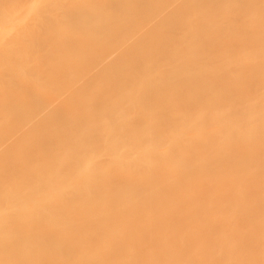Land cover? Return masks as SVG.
<instances>
[{"label": "bare ground", "instance_id": "bare-ground-1", "mask_svg": "<svg viewBox=\"0 0 264 264\" xmlns=\"http://www.w3.org/2000/svg\"><path fill=\"white\" fill-rule=\"evenodd\" d=\"M97 1L98 0H96V2ZM128 1L124 0L123 2L127 3ZM131 1L132 0H130V2ZM148 1L151 2L152 0ZM148 1L147 3H149ZM155 1L156 4H158L157 2L159 1ZM155 1L153 3H155ZM227 1L228 0H226V2ZM245 1L247 2V0ZM117 2L121 5L119 0H111V3L113 5L115 4L118 9L117 10L114 8L115 6L112 5L115 9L114 10L112 8L114 10V14L118 13L121 9L118 8ZM123 2L122 7H124ZM211 2L213 1L211 0ZM222 2L223 4L226 3L225 0L221 1V3H217L215 1L211 4L204 3L197 9V12L192 8L194 10L195 18H191L190 16L192 20H189L190 18L188 20L191 21L189 25L192 24L195 27H190L189 31H185L183 27H180V24V26L177 24L179 26L178 28L181 29H179L180 34L179 31L178 34H176V30L174 32H176V37L180 35L179 38H172L174 34L173 36L169 35L171 38L168 37V39H171L169 40L171 44H167L169 42L166 40H162L163 42L161 43L159 41V44L161 45L159 46L160 48H158L157 41L156 43L153 42L154 40L151 41L152 39L150 37L149 40H147L148 38L145 35L144 36L146 38L143 36V40H145V42L149 41L147 44L141 45L138 43L137 38V43L134 42L135 40H132L133 34L132 37L131 33L129 34L130 31L127 33L126 31L124 32L127 34H124L125 36L129 35V37H131L128 46L127 43H124V45L127 46L124 48V45L121 42H123L122 39H125V37L124 35L123 38L121 37L123 33L121 34L120 31L124 29L125 26L122 27L120 31V28L118 29L119 34H121L120 36L117 35V30L114 29L116 33L115 35V33H113V29H109L113 31V34L109 33L107 36H110V34L112 36H118V38L114 36L116 39L114 38L115 42L113 41V48V43H110L112 36L105 37V34L103 33L101 36L99 33L101 30H99V35L101 37H105L103 38L107 50L111 47V51L109 50L110 53L107 50V52L105 51V56L107 57L108 54L111 55L112 52L117 50L116 53H112L113 56L111 55L114 61L109 58L110 55L108 58L105 57V60H103L102 56V58H100L99 54H97L98 56L96 55L97 57L95 55L91 56L90 58L92 61L99 58L97 59L99 60L97 63L100 62V64L97 66H102L101 68H106L104 65H107L108 63L109 65H107V68L110 69L108 70L109 74L108 72H104L103 77H97L96 79L93 78L96 81L92 79L86 81L85 79L86 82H80L77 80L78 77H76L77 79L74 78L72 80V78L67 76L69 78L67 79V69L68 67L71 69V67L73 65H77V63L79 66L81 65L80 67H82V64H79L81 63L80 59L82 57H87L89 53H78L77 51V58L74 56L77 62L73 60L74 64L72 62L70 65L68 60L70 58L74 59L70 56L69 59L67 58V63L70 66L68 64L66 66V61H64L65 58L64 60L62 58L64 50H60V47L62 46L61 44L58 48L62 54L58 50L56 51L59 52L58 54L56 52L54 53L52 50L54 48H52L51 52L54 54L49 53V55L45 56L41 49L44 47L46 48V46H52V42H54L56 38L58 39L56 43H54L57 44L59 37H61L60 39L65 37L69 38L70 40H67V38L62 40H67L66 43L69 41L68 43L70 46H73L77 41L75 43L76 46L78 45V41L84 36L81 42L89 40L88 43L90 44L91 35L88 34L87 36V33L84 34L85 30L89 31V29H86V25H82L85 30H82L81 33V24L79 25L78 22L82 20L83 22L88 20L98 21L97 19L99 16L96 17L97 19L93 17L96 10L93 11L92 15L87 12L92 9V6L93 9L100 8H96L95 6H100L102 3L104 4V1H101V4L98 3L100 5H97L95 4V0H0V24L5 22V24L7 23V25L10 26L17 21L21 22L22 19L26 21L28 20L26 24L24 22L25 26H20L21 28L17 27L14 29L12 27L11 29L14 30V32L16 31L15 36H13L14 32L12 36L15 37L16 40L21 41H18L19 43L16 42V40L13 41V37V40L11 39V41H7H10L12 45L5 43L6 41L4 42L3 40L7 39L6 36L10 33V31L7 33L6 31L10 30L11 27L5 25L6 27L4 26L0 28V36L1 34H3V36L4 33L6 34L4 39H2L3 36H1V42L4 43L3 45L7 44L5 47L0 45L3 48L2 49L0 47V50H3L1 52H4V48L6 49L9 46L12 48H9V50L11 49L12 51H7V55L11 53L10 55L12 56L15 53V56L20 54V57H22L25 56L24 54L30 53L27 54L30 57L26 59H32L27 61L31 62L32 60H35L34 63H36L37 66H33L32 64L34 63H32L31 66L33 69L29 72L28 68L31 66L29 63H26L29 64V67L26 68L27 66H24V68L27 69L26 71H28L30 76L27 74L21 75V70V73H19L20 71H16L19 75L15 72V74L10 72L12 75H9L12 77L10 79L8 78L9 76H6V72L9 70H5L3 68L8 57L2 56L3 54L1 55V57L6 59L3 60L2 58V60H0V106L5 104V108H3V105V107H0V124H2L0 125V264H63L64 259L68 261L69 255L72 251H74L73 256L75 258L72 256L74 260H72V258L71 260L72 262H75L71 263L69 258L68 263H76V255H80L84 256L89 264L92 262L91 260H93V264H100L105 257L100 256L101 247L99 250L97 246H93L95 243H98L99 240L107 241L104 246H109L112 249V254L110 256L113 255L116 259L112 260L113 264H118V261L120 262L122 258L121 256L118 257L120 254L123 256L125 253H128L130 255V259H132L131 257L136 254V250L134 251L135 254L132 252L133 254L131 255V252H127L128 250L131 251L130 248L125 246L128 248L125 252L123 247H120L119 245L113 246L111 242H109V238H113L116 241L125 244L130 243L134 239H144L145 237L143 236L147 237V234L151 235V237L153 235L155 236V233H158L159 231L155 229L160 228L161 223H163L162 225L165 227L166 224L164 223H169L168 218H170L173 223L177 222L179 225L181 221H184V224L187 223V227L189 224L191 225H189L190 227L194 224L195 226L193 227H196L202 232L199 235H191L192 237L188 239L184 249L186 257L182 261H177L178 264L205 263V259L203 261L196 260V263H192L195 262V258L197 259L195 255H199L198 248L202 245H206L204 244L205 242H207L208 249H206L207 247L205 246L203 247H205L206 251L208 250L210 252L207 255V260L209 261L212 259L215 260L214 262H219L217 261L218 254L220 255L223 253V258H225L226 262L229 264H264V233L254 235L255 239H245L244 241L249 240V242H244V245L239 247L237 246L236 248H232L233 244L230 245L227 243L228 246H231L229 248L232 249L225 248V246H227L226 244L217 245L216 243L212 244L210 242L211 240L208 241L210 236L216 232L225 230V227H227L228 224L231 225L232 223V225L237 224L241 227L260 226L264 229V73H262V70H264V10H260V13L257 12L259 13L257 15V13H254L258 11L256 10L257 8H254L255 6L253 7L254 4L249 5L251 0L249 3L247 2L248 5L244 2V0V4H242L243 2L241 1V5H243L242 9H240L242 10L241 12L247 10L251 13L250 16L249 12H247L248 22H252L253 19H256V17L259 20L254 21L260 22L257 28L251 25V28L255 29L247 31L245 27L249 24H243V20L246 16L245 18L243 17L244 19L237 18L235 17V14L232 13L233 11H231L233 15L230 16L232 19L229 20L232 21L222 20L223 18L227 19V17L221 18V16H219L222 15L219 12L221 11V8L219 9V7L216 6L217 4L222 5ZM109 3L110 2H107V4ZM105 4L102 5L101 8L106 6L107 10H109L110 5L107 7V4ZM159 4L163 5L161 2H159ZM226 4L229 5L228 2ZM132 5L133 4L131 3V7H133ZM228 5H222V8L224 6L227 7ZM256 6L258 5L256 4ZM101 8L100 10H102ZM127 8L129 9L130 7ZM112 9L110 10L112 11ZM189 9H191V7ZM253 9L256 11H253ZM105 10L106 9H104V12L102 11L104 13H102L103 15H105V12L107 11ZM99 12L100 11H98V13ZM239 12H237V14L241 15ZM109 13L113 14V12ZM124 13L113 15L117 16L119 20L120 17L118 15ZM130 13L131 12L129 11L127 14L128 18ZM133 13L135 14V12ZM87 14L91 15V17L89 15L87 16ZM111 14L109 16L112 17L108 18L109 20L107 19V21H110V19L115 20L116 17L114 18ZM85 15L86 17H84ZM81 16H83L84 19ZM252 16H254V18ZM105 17H108V15ZM121 17L123 16L121 15ZM124 17L126 16L124 15ZM180 17L181 16H177L178 19ZM250 17L251 19L253 18L252 21H250ZM100 18V20L103 21L102 15H100ZM120 19V21H122V18ZM174 20H176V18ZM195 20L196 23L193 24ZM96 21H94V23L92 21L91 23H93V26L90 24L91 26L88 25V27L90 26V29L98 28L99 25H97ZM180 21L178 22L180 23ZM104 22L105 21H103V23L99 22V24L101 23L99 28L104 25ZM111 22L112 21L108 24ZM183 22L181 23L182 25ZM186 22L188 21L186 20ZM73 23H75V25H73ZM70 24L72 26H70ZM112 24L109 26L112 27ZM185 26L186 25H184V27ZM71 27H73L75 31ZM115 27L116 26L113 28ZM247 28L249 30L248 26ZM134 29H136V26ZM163 31L166 30L164 29ZM202 31L204 32L202 33ZM37 32H40L41 34ZM137 32L139 34V31ZM168 32L171 34L169 30ZM35 33L36 36H34ZM80 33L82 35H80ZM38 34L40 36H37ZM99 35L96 36L99 37ZM96 36L94 35L93 37V39L95 38V41L98 40ZM33 37H35L34 41L37 42L32 41ZM37 37H39L38 40H36ZM119 37L122 39H119ZM139 37L141 36L139 35ZM128 38L126 37V40ZM26 39H29L31 43L26 42L29 43L28 45H26L25 42L23 43L22 40ZM173 39L175 47L173 46ZM62 40L59 41V43L62 42ZM139 40H141V38ZM70 41H72V43H70ZM22 43L25 44V46H23ZM176 43H180V48L176 46ZM129 44L132 45V49L129 47ZM148 44L152 45V47L148 46ZM163 44L165 47H163ZM165 44L173 46H170L171 48L168 52L170 54H167V45ZM70 46H67L69 50H71ZM62 47L64 48V45ZM160 49H163L164 52H161L162 50ZM46 50L47 49H45V51ZM119 50L122 55L118 52ZM220 50H222V54L219 52ZM25 51L27 53H25ZM39 51L43 55L38 53ZM122 51H124V55ZM172 51H175V53ZM171 52L174 55L173 57ZM21 54L23 55L21 56ZM59 54H61V56ZM117 54H120L118 58H116ZM166 54L168 56H165ZM14 55L12 56L13 58H15ZM126 57H128L127 59L130 61L129 63L132 64L125 63L128 61L126 60ZM130 58L136 59L134 60L136 62ZM107 59H109V61ZM12 60L10 61L14 63ZM100 60L105 61V64ZM110 60L112 64L110 63ZM94 61L93 63L95 64L96 61ZM8 63L9 62L5 65L8 66ZM127 64L128 66L125 67ZM62 65L66 67H63ZM131 65L134 67H131ZM76 67L73 66V69ZM59 68L60 70H63L61 68H64V70L67 68L65 74L66 79H63L67 84H69V87L76 85V91L72 90V95H70L69 92L68 94L66 93L67 96L70 95L68 98L73 96V98H71L76 100H74L75 105H72L74 104L72 99V101L68 99L71 104L68 102L69 106L66 107L67 99L61 98L64 103L60 104V106L62 108L65 107L66 110H70L69 113L71 116L74 117L75 115L74 118L71 117V122H75L80 117L83 119V122L79 121V125L78 121H76L77 126L79 125L81 128H75V126L72 127V123L70 125H66L72 127V129L69 127L72 132L71 130H65L66 126L63 124V132L65 130V133L67 134L62 133L61 135H52L53 133H51L49 134L51 136H47V133L44 132L47 128L44 127V130L42 126H40L42 123L36 122V120L39 121L37 118L43 119L46 116L44 118L46 120L44 121H52L50 119L51 116L49 117V120L48 114H44L43 112L39 113L38 111V109L40 112L46 109L45 107L47 105L44 103V99H46L45 96L48 97L47 95L49 94H46V88H48V85H52V82L58 83L53 85L54 88L57 87V90L50 86V89H52V91H50L53 94L49 95V101L55 97L59 98L60 96H58V93L61 95L60 92L64 89V86L68 89V85L62 81V76L64 77L63 73L62 76L59 77L62 80H59L58 77L56 78L58 75L53 74L52 72V75H50L51 73L48 72L54 70L55 73L57 72L56 69L59 70ZM46 69V74L50 73L49 75L52 77L49 78L47 76L46 81H44V78L46 77ZM10 70H13V68ZM33 70H36V72ZM37 70L42 72L37 73ZM26 71L24 69L23 72ZM70 71H72V69ZM156 71L160 73H154L157 75H153V72ZM164 71H167L164 73L165 75H161V72ZM43 72L44 74H42ZM234 72L238 74L235 75ZM3 74H5V76ZM8 74L9 73L7 72V75ZM33 74L35 76L39 75L43 79H38L39 76L35 78ZM2 75L6 80L2 78ZM53 75H55V77ZM29 77H31V79L33 77V80L30 79V82L27 80L26 83V79H29ZM101 78L102 80H100ZM7 79L10 80L7 81ZM34 79H38V81H40L38 82ZM70 79L72 85L71 82H67ZM57 80H59V82ZM60 81L63 82H61L62 85L60 84ZM47 82H50L51 84ZM94 83L96 84L94 85ZM63 84L65 85L63 86ZM39 86L41 88L44 86L45 88L43 87V89H41ZM97 86L100 90H102L100 91ZM32 87L40 90H38V92H40L39 95L38 93H34L33 95L31 94L33 91L37 92V89L34 90ZM93 87L94 89L97 88L98 91L96 89L95 91ZM42 90L45 95L41 92ZM69 91H71V89ZM99 91L100 93H98ZM65 92L63 93L65 94ZM88 92L91 94L85 95L90 100H92L96 95L98 96L95 97V101L93 100L96 105L92 106V108H94H91L92 110L90 108V110L86 109V107L89 106L82 107L85 101H90H88V99L85 100L86 97L83 94ZM166 92H170L171 94H165ZM29 93L32 96L36 94L34 97L36 98L37 96L36 100L40 96L41 99L36 101L32 97L35 100L34 102L30 97L31 95L29 96ZM41 93L43 94L40 95ZM55 94L56 96H53ZM73 94L81 96H74ZM92 94H94V96ZM119 94L121 98L120 96L119 98H116ZM163 94L167 96L172 95V97L163 96ZM153 95L158 97L154 98ZM26 96L29 98L27 99ZM149 98H151L152 101V98H154V102L151 100L149 101ZM25 99L28 100V102L30 100L32 101L28 103ZM42 100L44 101L42 102ZM169 100H173V102H170ZM167 101L171 104H175L168 106L169 103H167ZM147 102L149 104H147ZM26 103L31 107L33 106V109L28 105L26 106ZM35 103L38 106L41 103L40 108L37 107ZM52 103L53 101L51 100V104ZM76 103L79 105L81 104V106H76ZM42 104L44 106H42ZM51 104L49 103V107L52 108L50 110L51 113L55 111V108L57 110L53 112L54 115L52 116H54V118L57 117L60 120L59 121L55 118L54 120L56 121L54 126L55 124L61 126V119L62 117L68 115V110H61L62 108L59 105L58 107H60V109H57V107L52 104L53 108ZM73 106H75L74 109ZM41 107L45 109L42 110ZM77 108H80V110H76ZM134 110H138L139 115L137 114V117L135 116L134 118L133 116V118H130L129 115L132 114ZM37 111L40 115L37 114ZM74 111H77L80 117L77 116L78 114L76 112L75 113L77 115L75 113L72 115L71 112ZM78 111H84L85 113L82 112L81 116V112ZM105 113L107 119H104ZM83 114L85 118L83 117ZM37 115L39 117H37ZM101 117L105 121H103V119L101 120ZM67 118H63V121H66ZM44 121L41 120V122H43V126H45ZM35 123H37V126H35ZM76 123H73V125H76ZM82 123H84V126H82ZM51 124L53 125V123ZM148 124L151 127L154 126L152 131L144 128L147 127ZM26 126L30 130L27 129ZM60 126L59 129L61 127L63 128V126ZM85 126H87V128ZM35 127L37 131H35ZM37 127H40L41 129H38ZM113 127L115 129L117 128V131H115ZM62 128L60 131H58V128L56 129L59 134ZM106 128L108 130L109 128L113 129L109 132L111 134H107L109 136L113 135V137L110 136L111 138L109 137L108 140L103 138L105 137L104 135L107 131ZM85 129L87 130L85 131ZM103 129L106 130L103 131ZM27 130H29V132ZM32 130H34V133L31 132ZM40 130H42V132ZM46 131L50 130L47 129ZM35 132H37V135L40 132V136L36 135L37 139L35 136V138H33L34 140H31V137L33 134L35 135ZM113 132L116 133L114 134ZM29 133L32 135H29ZM41 133H44L45 136ZM54 133H56L55 129ZM10 135H14L13 139L16 138V140L13 141ZM26 136L30 138V141L26 140ZM8 137H10L12 141L10 140L8 142L7 140L10 139ZM57 163L61 165L58 166L59 164ZM64 163L71 164L63 166ZM106 163L125 164L121 169L107 172L108 169H105V171L103 170ZM34 180L43 184H40V187L36 186L39 190L34 187V184L37 182H33ZM32 185L36 190H33L35 191L34 193L31 190ZM92 185L95 186L93 190H90ZM110 189L113 191L104 193L106 190ZM41 191L42 193L45 191L44 196L48 197L50 204L44 205L43 202L46 201V199L43 200V202L41 201V203L39 200H42V198L39 200H37L38 198H35V195ZM31 192L33 194L36 193L34 195L35 199L31 196ZM17 193H21V197L19 196V199L17 197L19 194ZM141 193H143V195ZM94 195L98 196L95 197L98 200L96 203L91 201L92 196L94 197ZM82 197L84 198V201H82ZM87 197L90 199H87ZM79 199L82 202H77ZM85 200L93 203L87 202L89 204L88 205ZM168 200H172L174 202L176 201L177 203L174 205ZM168 202L174 205L173 207L176 209L179 208L178 212L173 208L175 212L173 211L172 215H175L172 217H169L170 212L169 214H164V207L170 206V204H167ZM101 203L103 204V208L97 209V206L95 207V205H98L99 207ZM163 204H165L164 207ZM10 208L11 212L8 213ZM157 208L159 210L158 212L156 210ZM99 213H102L100 214V217H98ZM161 213H163V216L165 215L164 217H167L168 215V220L164 217V219L160 218L159 215H161ZM214 213L218 214L217 218H220V220H217L218 223L217 221L215 222V225L217 224L216 226H214V224L208 226L209 222L206 223V221H209L208 219H210ZM74 215L75 217L81 216L83 220L80 218V221H72L71 219ZM149 215L153 216L150 217ZM139 216L142 218L147 216V218L145 217L146 219H140ZM21 218H25V220ZM19 220L20 222L22 220L25 221L24 224L23 222L18 224ZM136 220L139 221L137 222ZM146 220L150 222L146 223ZM99 221L102 223V226L101 224H98ZM21 224L25 226H21ZM167 225V228L170 227L169 224ZM174 228H176V226ZM56 230H63L62 233H64L65 236L61 237V233L59 235L55 234L54 232ZM103 232H105V234ZM114 232L120 233L115 237H110ZM77 236L79 238H77ZM66 237L68 238L66 239ZM74 237L77 238V241H75L76 238L74 240ZM161 237V240H165L163 239L165 235ZM71 241H73L72 243L76 242V247L79 248V250L77 248V251H84H81L82 253L78 252V254H75L76 248L75 250L72 249L74 246H72ZM166 241L167 238L165 242ZM165 242L163 245L166 244ZM101 245H103V243ZM166 245V248L169 247L170 249L172 247L168 246V243ZM218 246L223 247L221 249L225 248V251L216 253L219 249ZM160 247L161 246L158 245L157 248ZM90 248L92 250L94 248L93 252H91L92 250ZM60 249H62V252L59 251ZM202 249L205 251L204 248ZM86 250L91 252L92 255H89L90 253L88 252L85 253ZM97 250H99V254ZM164 250L162 249L161 251H168L167 249L165 251ZM196 250L198 252L197 254H195ZM84 254H88L89 257H85ZM128 254L126 256H128ZM257 254L259 255L257 256ZM126 256L123 260L125 258H129ZM34 257H38V260H35ZM135 257H133L134 260ZM158 257L161 258L160 256ZM81 258L83 260H79V264H83L82 261H85L83 257ZM151 259H153V257ZM126 260L127 259H125V261ZM134 260L132 259L129 264H135ZM219 260L221 264L225 263L224 260V262L222 259ZM137 261L138 260L136 259V262ZM155 261H159L161 263V260L159 259ZM65 263L68 264L67 262ZM137 263L151 264L148 261H143V258L141 262L138 261ZM104 264H106L105 261ZM172 264L177 263L175 261Z\"/></svg>", "mask_w": 264, "mask_h": 264}, {"label": "rangeland", "instance_id": "rangeland-1", "mask_svg": "<svg viewBox=\"0 0 264 264\" xmlns=\"http://www.w3.org/2000/svg\"><path fill=\"white\" fill-rule=\"evenodd\" d=\"M101 1H104V4H105V2H106V4H107V2H110L109 4H107V7H109V5H110V9L113 8V7H112V5H113L112 3H113V2L111 3V0H110V1H108V0H107V1H106V0H101ZM101 1L98 0V1L96 2V0H95V4L100 5V4H101ZM117 1H118V0H117ZM121 1H122V0H119V2H121ZM123 1H124V0H123ZM123 1H122V2H123ZM127 1H128V0H127ZM145 1H146V2H145ZM147 1H148V0H137V1L132 0V1L130 2V0H129L127 3L125 2L126 4L123 2V3H124V5H123L124 7H122V2H121V5H119L118 2H117V4H118V8H121V9H122V10H121V9L119 10L120 13H124V12H126V13H124V14H121L123 17H121V15H118L120 18H122V21H120V20H121L120 18H119V20H118V17H117V16H114V15H116V14H120L119 11H118V13H115V14H114V10H115L114 8H116V5H115L116 2H115V1H114L115 4L113 5V6H115V7L113 8L114 10L112 9V11H111L110 9L107 10L106 6H104V8H103V7L101 8V6L104 5L103 3H102L100 6H95L96 8H97V7H100L102 10H100V8H97V9L94 8V9H93V6H92V9H90L88 12H87V10H86V12H87V13H90V14L92 15L93 11L96 10V11L94 12V16H93V17H94L95 19H97L96 17L99 16V18H98L97 20H98L99 22H101V23H103V21H105V22H104V25H102V26L99 28V26L101 25V23L99 24L98 21H96V20H92L93 23H94V21H96V22H97V25H99L98 28H93V27H92L94 30H93V29H90V28H91L90 26L93 24V23H91V22H92L91 20H88V21H86V22H83V20H82V21H79V22H78L79 25L81 24V25H80L81 33H82V30H83V31L85 30V28H83L85 25H86V29L88 28L89 31L91 30L90 32H89L88 30H85V32H84V34L87 33V34H86L87 36H88V34L91 35V37H90L91 43H90V44L88 43L89 40L86 41V42H81V40H83L84 36H83V38H81V39L79 40V41H80V44H79V41H78V43H77L78 45H76V46H75V43H76L77 41H76V42L74 41V42H75L74 45H73V46H72V45L70 46L69 43H68L69 41L66 43V41H67L69 38L65 37V38H67V40H62V39H65V38L60 39L61 37H59V40H58V43H57V44H55V43H56V41H57L58 38L55 39V41H54L55 43L52 42V46H46V48L44 47L45 49H47L46 51H45L44 48L41 49V50H42V52L44 53V55L46 56V55H49V53L54 54L57 50L59 51V48H58V47H59L60 44H61L62 46L64 45V48H65V45H66V48H67V46H68V47L70 46V47H71V50H69V48H67V49L65 48V49H64L62 46H61L62 48L60 47V50H61V51L64 50V52H63L64 57H63V55H62V58H63V60H64V58H65L64 61H66V63H65L66 66H67V64H68L69 62H70V63H69L70 65H71L72 62H73V64H74V61H73V60H75V62H77L74 56H76V58H77V55H78L79 52H80V53H85V54L89 53V55H88L87 57H82V58H81L82 55L80 54V55H81V56H80V58H81V59H80V60H81V63H79V64H82V67H80L81 65L79 66L78 63H77V65H73V66H75V67L78 66V67H76V68L73 69V66H72V67H71L72 71H70L71 69H69V67H68V69L66 68V69H67V75H66V77L68 76L69 78H72V80H73L74 78L77 79L76 77H78L77 80H79L80 82H81V81H85V79H86V81H89L90 79L94 80L93 78L96 79L97 77H99V78H100L101 76L103 77V76H104V72H108V70H110V69L107 68V67H108L107 65H109V64L107 63V65H106V64H105V61L100 60V61L104 62V64H105L104 66H106L107 69L104 68V67L101 68L102 66H101V67L97 66L98 64H100V62L97 63V61H99V60H97V59H99V58H97V59L95 58V59H96V60H95L96 63L94 64V63H93L94 60L92 61V59H91L90 57L93 56V55L96 56L97 54L100 55V58L103 57V60H105L106 58L109 57L110 54H108L107 57L105 56V54H106L107 51L110 53V51H111V50H110L111 47H110V49L107 50L106 44H105V42H104V38L107 36V34L109 35V33H112V32L114 31V29L117 30L116 33H118V34H117L118 36H120V35L123 33L122 36H121L122 38H123V35H124V34H126L127 32L130 31L129 34L131 33V37H132V34H133L132 40L134 39V40H135L134 42H136V43H137V41H138V43H140L141 45H145V44H147V42H149V41L145 42V40H143L145 36L148 38L147 40H149V37H150V38L152 39V40L150 39L151 41L154 40L153 42H155V43H156V41L158 42L157 45H158V48H160L159 46H161V45L159 44V41H160V43L163 42L164 40H166V41L169 42V40H171V39H170V38H171L170 36H173V34H174V36H173L172 38H176V39L179 38L180 35H179L178 37H176V36H177L176 34H178V31H179V29H180V28H178V27H179L180 25H181L180 27H183L185 31H189V30H190V27H192V28L195 27V26L192 25V24L189 25V23H191V21H189V20H192V19H191L192 17L195 18L194 10H193V9H195L196 12H197V9H198L202 4H204V3H205V4H207V3H208V4H211V3H214V1L217 2V3H218V2L221 3V1H223V0H218V1H217V0H212L213 2H211V0H210V1H209V0H158V1L161 2L163 5L159 4V2H157L158 4H156V1H155V0H152V1L150 0L152 3L149 2V1H148L149 3H147ZM154 1H155V3H153ZM167 1H169V2H167ZM208 1H209V2H208ZM241 1L243 2V0H240V1H239V0H236V1H235V0H228V1H227V2L229 3V5H228V4H226L227 2H226V0H225L226 3L223 4V2H222V5H225V6L228 5L229 7H228V6H227V7L224 6V7H225V8L223 7L224 10H223V8H222V5L219 4V5H220V6H219V5L217 4L216 6H218L219 9L221 8V11H222V12L219 11V12L222 14V15H219V16H221V18H223V17H227V19H226V18H223V19H222L223 21H228L229 19H232L230 16H232L233 14H235V17H237V18H243V17L245 18V16H246L245 19L243 18L244 20H243V19H240V20H243V21L245 22V23L243 22L244 25H245L246 23L249 24V25H246V27L244 26V27L247 29V31H250V29L253 30V29L257 28L258 25L260 24V22H256V21H258L259 19H258V18L256 17V15L254 14L255 17H256V19H253L254 16H252V17H253V18H252L253 21H252V19H251V17H250L251 20H250V19H249V20L252 21V22L249 23L248 20H247V19H248V18H247V17H248L247 12H249V15H250L251 13H250V11H247V10L241 12L242 10H240V9H242V6H243V5H241V3H242ZM249 1H250V0H247L248 3H249ZM244 2H246V1L244 0ZM244 2H243L242 4H244ZM247 2H246V4H247ZM251 2H253V3H251ZM251 2L249 3V5L254 4L253 7L255 6L254 8H257L256 10H258V11H256V10L253 9V11H256V12H254V13H257V12L260 13V10H264V1H263V0H261V1H260V0H259V1H258V0H256V1H255V0H251ZM257 2H258V3L260 2V3L258 4ZM262 2H263V4H262ZM98 3H100V4H98ZM131 3L133 4V5H132L133 7H131ZM95 4H93V5H95ZM106 4H105V5H106ZM256 4H257L258 6H260V7L256 6ZM152 5H153V6H152ZM159 5H161V6H159ZM237 5H238V6H237ZM247 5H248V4H247ZM119 6H120V7H119ZM144 6H145V7H144ZM244 6H245V5H244ZM127 7H130V8H129L130 10H129ZM162 7H163V8H162ZM190 7H191V9H189ZM253 7H252V8H253ZM181 8H182V10H181ZM192 8H193V9H192ZM235 8H236V9H235ZM85 9H86V8H85ZM104 9L107 10V11L105 10V11H106V12H105V15H103V14H104V13H103V12H104ZM116 9H117V8H116ZM132 9H133V10H132ZM186 9H188V10H186ZM97 10L100 11L101 13L99 12V13H100V14H99ZM117 10H118V9H117ZM179 10H180V11H179ZM234 10H235V13H234ZM236 10H237V11H236ZM90 11H91V12H90ZM102 11H103V12H102ZM108 11H109V12H113L114 15L111 14V13H109ZM129 11L132 13V14L130 13V14L128 15L130 19L127 17V14L129 13ZM138 11H139V13H138ZM176 11H177V12H176ZM178 11H179V12H178ZM231 11H233V12H232L233 14L231 13ZM239 11H240V12H239ZM133 12H135V14H134ZM136 12H137L138 14H137ZM165 12H166V13H165ZM185 12H187V13H185ZM237 12L241 13V15H243V16H241L240 14H237ZM245 12H246V13H245ZM251 12H252V11H251ZM263 12H264V11H263ZM96 13L99 14V15H97ZM102 13H103V14H102ZM168 13H169V14H168ZM259 13H257V15H258ZM95 14H96V16H95ZM110 14L113 15L114 18H115V17L117 18V19L115 18V20H114V19H112V20L110 19V21H112L113 24H112V22H111L110 24H108L110 21H107L108 18H111V17H112V16H111V17L109 16ZM148 14H150V15H148ZM167 14H168V15H167ZM252 14H253V13H252ZM88 15H89V14H87V16H88ZM91 15H89V16L91 17ZM100 15H102V19H103V21L100 20V19H101V18H100ZM107 15H108V17H105V16H107ZM124 15H125L126 17H124ZM142 15H143V16H142ZM147 15H148V17H147ZM184 15H185V16H184ZM237 15H240L241 17H240V16H237ZM149 16H150V17H149ZM177 16H181V17L178 19ZM183 16H184V17H183ZM186 16H187V17H186ZM190 16H191V18H190ZM250 16H251V15H250ZM81 17H83V16H81ZM84 17H86V15H85ZM84 17H83V19H84ZM90 17H89V18H90ZM139 17H140V18H139ZM182 17H183V18H182ZM196 17H197V14H196ZM89 18H88V19H89ZM125 18H126V20H125ZM171 18H174V19L176 18V20L171 19ZM189 18H190V19H189ZM221 18H219V19H221ZM233 18H234V17H233ZM139 19H140V20H139ZM148 19H149V20H148ZM188 19H189V20H188ZM235 19H236V18H235ZM80 20H81V19H80ZM86 20H87V19H86ZM108 20H109V19H108ZM128 20H130V21H128ZM145 20H146V21H145ZM177 20H178V21L181 20L180 23H179ZM186 20H187L188 22H186ZM245 20H247V21H245ZM254 20H256V21H254ZM27 21H28V20H27ZM27 21L22 19L21 22H20V21H17V22H16L17 24H16V23L12 24L13 26H12V25L9 26V25H7V23L5 24V22H3V23L1 22L2 24H0V28H1V27H4L5 25L11 27L10 30H8V29H9V28H8V29H7L8 31H6V33L9 32V31H10V33H11V34L8 33V36H6L7 39H4V36L6 35L5 33H4V36H3V34H1V36H3L2 39H4L3 41H4V42L6 41L5 43H9V44H11L10 41H11L12 37L15 36V32H16V31L14 32V30H11L12 27H13V29H14V28H17V27H18V28H21L22 26H25V24H26ZM106 21H107V22H106ZM114 21H115V22H114ZM118 21H120V22H118ZM144 21H145V22H144ZM183 21H185V22L188 23V24H186V23L183 22ZM229 21H232V20H229ZM19 22H20V23H19ZM24 22H25V24H24ZM81 22H82L83 24H82ZM89 22H90V23H89ZM182 22H183V25L181 24ZM192 22H193V21H192ZM254 22H255V23H254ZM87 23H89V24H87ZM105 23H107V24H105ZM134 23H135V24H134ZM184 23H185V24H184ZM195 23H196V20H195V22H193V24H195ZM241 23H242V22H241ZM251 23H252V24H251ZM253 23H254V24H253ZM256 23H257V24H256ZM21 24H22V25H21ZM90 24H91V25H90ZM111 24H112V27H110ZM125 24H126V25H125ZM127 24H128V25H127ZM177 24H178V25L180 24V25L178 26ZM243 24H242V26H243ZM73 25H75V23H73ZM82 25H84V26L82 27ZM88 25H90V26L88 27ZM109 25H110V26H109ZM184 25H186V26L184 27ZM188 25H189V27H188ZM251 25H252L253 27H255V28H251ZM255 25H256V26H255ZM6 26H5V27H6ZM20 26H21V27H20ZM70 26H72V25L70 24ZM92 26H93V25H92ZM114 26H116V27L113 28ZM124 26H125V27H124ZM135 26H136V29H134ZM163 26H166V27H163ZM247 26L249 27V30H248ZM76 27H77V25H76ZM94 27H97V26H94ZM122 27H124V29H122ZM71 28L74 30L75 26H74V28H73V27H71ZM71 28H70V30H71ZM110 28H111V30L113 29V31L109 30ZM119 28H120V29H119ZM127 28H128V30H127ZM163 28H164L166 31H163V30H164ZM171 28H172V29H171ZM245 28H244V29H245ZM75 29H76V28H75ZM95 29H96V30H95ZM97 29H98V30H97ZM118 29H119V31L122 29V30L120 31L121 34H119ZM129 29H130V30H129ZM170 29H171V30H170ZM78 30H79V29H78ZM99 30H101V31H99ZM168 30L171 32V34H169ZM175 30H176L177 33L174 32ZM180 30H181V29H180ZM74 31H75V30H74ZM92 31H94V32H92ZM96 31H97V32H96ZM98 31H99L100 35H101L102 33L105 34V35H104L105 37H104V36H103L104 38L101 37L102 35L100 36L99 33H98ZM125 31H126V33H124ZM134 31H135V32H134ZM137 31H139V34H138ZM13 32H14V35H13ZM76 32H77V30H76ZM79 32H80V31H79ZM141 32H142V33H141ZM203 32H204V31H202V33H203ZM37 33H40V32H37ZM42 33H43V32H42ZM81 33H80V35H82ZM113 33H115V31H114ZM113 33H112V34H113ZM116 33H115V35H116ZM143 33H145V34H143ZM175 33H176V34H175ZM9 34H10V35H9ZM40 34H41V33H40ZM84 34H83V35H84ZM179 34H180V31H179ZM12 35H13V36H12ZM33 35H34V34H33ZM86 35H85V36H86ZM90 35H89V36H90ZM94 35H95V36H96V35H99V37H101V38H99L98 36H96V37L98 38V40L95 41V40H94L95 38L93 39ZM115 35H114V36H115ZM126 35H127V34H126ZM139 35H140L141 37H139ZM144 35H145V36H144ZM167 35H168V36H167ZM169 35H170V36H169ZM1 36H0V38H1ZM9 36H10V37H9ZM34 36H36V33H35ZM37 36H40V35L38 34ZM110 36H112V35L110 34ZM110 36H107V37H110ZM114 36H112L111 40H112V39H113V40H112V41L110 40V43H113V41L115 42L114 38H115L116 36H115V37H114ZM118 36H117L116 38H118ZM143 36H144V37H143ZM152 36H153V37H152ZM181 36H182V32H181ZM184 36H185V35H184ZM8 37H9V39H8ZM62 37H63V36H62ZM121 37H119V39H120ZM124 37H125V39H122V38H121V39L123 40V42H121V41H120V42L123 43V45H124V43H125V44L127 43V46H128V43H129L131 37H129V35H128V36H125V35H124ZM126 37H127V38L129 37V38L127 39L128 41L126 40ZM146 37H145V38H146ZM166 37H167V38H166ZM168 37H170V38L168 39ZM31 38H32V37H31ZM31 38H29V39L32 40ZM34 38H35V37H33V40H32V41H34ZM38 38H39V37H37L36 40H38ZM86 38H88V37H86ZM116 38H115V39H116ZM136 38H137V41H136ZM140 38H141V40H139ZM13 39H14V40H13ZM13 39H12L13 41L16 40L15 37H13ZM29 39L22 40V41H23V43H24V42H25V43H26V42L31 43V41H30ZM119 39H117V40H119ZM176 39H175V40H176ZM8 40H10V41L7 42ZM61 40H62V42L59 43V41H61ZM69 40H70V39H69ZM85 40H86V39H85ZM85 40H84V41H85ZM117 40H116V41H117ZM162 40H163V41H162ZM1 41H2V40L0 39V45H2L3 47L7 46V44H6V45H3L4 43L1 42ZM13 41H12V43H13ZM18 41H19V40H16V42H18ZM64 41H65V43H64ZM72 41H73V40H72ZM72 41H70V43H72ZM102 41H103L104 43H103ZM19 42H21V41H19ZM19 42H18V43H19ZM34 42H37V41H34ZM117 42H118V41H117ZM132 42H133V41H132ZM132 42H131V44H132ZM178 42H179V41H178ZM23 43H22V45L25 46V44H23ZM29 43H26V45H28ZM166 43H167V42H166ZM20 44H21V43H20ZM67 44H68V45H67ZM118 44H119V43H118ZM131 44H129V45H130L129 47H131V49H132V45H131ZM167 44H171V43L169 42V43H167ZM167 44H165V45H167ZM11 45H12V44H11ZM11 45H10V46H11ZM56 45H57V46H56ZM113 45H114V43L112 44V47L114 48ZM138 45H139V44H138ZM152 45H153V43H152ZM152 45H149V44H148V46H151V47H152ZM157 45H156V46H157ZM53 46H55L56 49H55V47H53ZM74 46H75V47H74ZM127 46L124 45V48L127 47ZM134 46H135V45H134ZM170 46H171V45H167V46H166L167 54H170V53H168V52L170 51L169 49H170L171 47H173V46L175 47L174 39H173V46H171V47H170ZM176 46L179 47V46H180V43H176ZM0 47H1V46H0ZM26 47H27V46H26ZM48 47H49V48H48ZM72 47H74V48H72ZM120 47H121V45H120ZM145 47H146V46H145ZM163 47H165L164 44H163ZM177 47H176V48H177ZM1 48H2V47H1ZM1 48H0V49H1ZM7 48H8V49H7ZM7 48H6L7 50L4 48V50H5L4 52H1V51H3V50H0V52H1V53H0V57H1L2 54H3L2 56H4V57H8L7 59H6V58H3V57H1V59H0V60H2V58H3V60L6 59V61H5V64H6V65H7V62H9V63H8V66H6V65L4 64V67H3L5 70H9V71H7L9 74L7 75V72H6V76L11 75L10 72H12L13 74H15L16 71H18V72L20 71L19 73H21V70H22V73H23V74L21 73V75H25V74H27L28 76H30L29 73H28V71L30 72V71L33 69V67L31 66V64L34 63V61H35V60H34V61L32 60L31 62H28V61H27V60H31V59H32V58H30V59H26V58L30 57L29 55H27V54H30V53H27V52H26L27 50H26L25 53H27V54H24L25 56H22L23 54H21L22 57H20V54H19V53H18V54H19L18 56H15L16 54L14 53V54H15V55H14V54L12 53V54L14 55V57H15V58H13V57H12L13 55H12V56L10 55L11 53H9L8 55L6 54L7 51L9 52L12 48L9 47V46H8ZM9 48H11V49L9 50ZM19 48H20V47H19ZM23 48H24V47H23ZM23 48H22V49H23ZM52 48H54L55 50L52 49ZM57 48H58V49H57ZM116 48H118V47H116ZM122 48H123V47H122ZM149 48H150V47H149ZM179 48H180V47H179ZM2 49H3V48H2ZM22 49H20V50L23 51ZM51 49L53 50L54 53L51 52V51H52ZM74 49H75V50H74ZM120 49H121V48H120ZM131 49H130V50H131ZM163 49H164V48H163ZM163 49H160V50H162L161 52H164ZM20 50H18V51H20ZM48 50H49L50 52H49ZM73 50H74V51H73ZM106 50H107V51H106ZM109 50H110V51H109ZM126 50H127V49H126ZM166 50H165V51H166ZM244 50H245V49H244ZM11 51H12V50H11ZM18 51H17V52H18ZM61 51H59V52H61ZM75 51H76V52H75ZM77 51H78V53H77ZM105 51H106V52H105ZM116 51H117V50H116ZM116 51H114V52L116 53ZM13 52H14V51H13ZM17 52H16V53H17ZM28 52H29V51H28ZM59 52H56V53L58 54ZM74 52H75V55H74ZM114 52H112V53H114ZM118 52H120V50H119ZM118 52H117V53H118ZM122 52H123V55H124V51H122ZM172 52L175 53V51H172ZM172 52H171V53H172ZM219 52H221V54L223 53L222 50H220ZM241 52H244V51H241ZM21 53H22V52H21ZM23 53H24V52H23ZM38 53L41 54L40 51H39ZM72 53H73V54H72ZM104 53H105V54H104ZM112 53H111V55L113 56ZM120 53H121V52H120ZM126 53H127V52H126ZM126 53H125V54H126ZM165 53H166V52H165ZM173 53L171 54L172 57L174 56ZM5 54H6V55H5ZM51 54H50V55H51ZM61 54H62V52H61ZM61 54H59V55L61 56ZM76 54H77V55H76ZM103 54H104V55H103ZM127 54H128V53H127ZM167 54H166L165 56H168ZM41 55H43V54H41ZM111 55H110L109 58H111L112 61H114V60H113V57H112ZM119 55H120V54H117V57H116V58H118ZM121 55H122V53H121ZM171 55H170V56H171ZM31 56H32V55H31ZM70 56L73 57L74 59H72V58L69 59ZM84 56H85V55H84ZM97 56H98V55H97ZM97 56H96V57H97ZM101 56H102V57H101ZM114 56H115V55H114ZM125 56H127V55H125ZM9 57H11V58H9ZM105 57H106V58H105ZM12 58H13V60H12ZM67 58L69 59V60H68V63H67ZM104 58H105V59H104ZM114 58H115V57H114ZM127 58H128V57H126V60H128ZM170 58H171V57H170ZM71 59H72V60H71ZM78 59H79V56H78ZM93 59H94V58H93ZM130 59H131V58H130ZM132 59H133V61L136 60V59H134V58H132ZM132 59H131V60H132ZM167 59H169V58H167ZM8 60H9V61H8ZM10 60L14 61V63L11 62ZM70 60H71V61H70ZM107 60L109 61V59H107ZM107 60H106V62H107ZM25 61H26V62H25ZM95 61H94V62H95ZM116 61H117V60H116ZM116 61H115V62H116ZM137 61H138V60H137ZM139 61H140V60H139ZM2 62H3V61H2ZM79 62H80V61H79ZM102 62H101V65H102ZM117 62H118V61H117ZM129 62H130V61L128 60V61H126L125 63L132 64V63H129ZM131 62H132V61H131ZM134 62H136V61H134ZM24 63H25V64H24ZM26 63H29L30 66H31L32 68L29 67V64H26ZM110 63H111V60H110ZM137 63H139V62H137ZM9 64H10L11 66H10ZM20 64H21V65H20ZM69 64H68V65H69ZM111 64H112V63H111ZM114 64H115V63H114ZM128 64H127L125 67H127ZM32 65H33V66L35 65V67H37V66H36V63H34V64H32ZM63 65H64V63H63ZM63 65H62V66H63ZM70 65H69V66H70ZM124 65H125V64H124ZM9 66H10V67H9ZM21 66H22V67H21ZM24 66H27L26 68L29 67V68H28L29 70L26 71L27 69L24 68ZM60 66H61V65H60ZM60 66H59V67H60ZM66 66H63V67H66ZM8 67H9V68H8ZM131 67H134V66L131 65ZM12 68H13V70H10V69H12ZM16 68H17V69H16ZM19 68H22V69H19ZM77 68H79V69H77ZM80 68H81V69H80ZM123 68H124V67H123ZM128 68H129V67H128ZM4 69H3V71H4ZM24 69H25L26 72H23ZM57 69H58V68H57ZM57 69H56L57 72H55V73H54V70H52V71H48V72H50V73L52 72L53 74L58 75V76H56V78L58 77L59 80L61 79V78H59V77H61V76H62V73H63V74H64V77L62 76V79H63V78L66 79V77H65L66 69L64 70V68H61V69H63L64 71H63V70H60V68H59L60 71L57 70ZM48 70H49V69H48ZM68 70H69V72H68ZM33 71L36 72V70H33ZM33 71H32V72H33ZM61 71H62V72H61ZM263 71H264V70H262V73H264ZM14 72H15V73H14ZM18 72L16 73L17 75H19ZM34 72H33V73H34ZM39 72H42V71H38V70H37V73H39ZM165 72H167V71L161 72V73H162L161 75H163ZM236 72H238V71H236ZM236 72H234L235 75L238 74V73L236 74ZM3 73H4V72H3ZM37 73H36V74H37ZM46 73H47V69H46V72H45L46 77L44 78V79H45L44 81H46L47 76H48L49 78L52 77V76H50V75H52V73H51V74H50V73L46 74ZM59 73H60V74H59ZM154 73H160V72H158V71L153 72V75H157V74H154ZM34 74H35V73H34ZM34 74H33V75H34ZM42 74H44V72H43ZM42 74H41V75H42ZM49 74H50V75H49ZM106 74H107V73H106ZM108 74H109V72H108ZM3 75L5 76V74H3ZM3 75H2V78L4 79L5 77H4ZM31 75H32V74H31ZM159 75H160V74H159ZM164 75H165V74H164ZM11 76H12V75H11ZM11 76H9L8 78L11 79V78H12ZM28 76H27V77H28ZM34 76H35V75H34ZM38 76H39V75H38ZM38 76H35V78H37ZM53 76L55 77V75H53ZM106 76H107V75H106ZM68 77H67V79H69ZM40 78H42V77L39 76L38 79H40ZM99 78H98V79H99ZM104 78H106V77H104ZM108 78H110V77H108ZM10 79H7V81L10 80ZM30 79H31V77H29V79L27 78V79H26V83H27V80H29V82H30ZM38 79H37V80L34 79V80H35V81H38ZM42 79H43V78H42ZM62 79H61V80H62ZM98 79H97V80H98ZM4 80H6V79H4ZM31 80H33V77H32ZM54 80H55V79H54ZM59 80H57V81L59 82ZM100 80H102V78H101ZM35 81H34V82H35ZM39 81H40V80H39ZM39 81H38V82H39ZM57 81H56V82H57ZM62 81L65 82L64 79H63ZM62 81H60V84H61ZM75 81H76V80H75ZM86 81H85V82H86ZM94 81H96V80H94ZM98 81H99V80H98ZM67 82L70 83V82H71V79H70L69 81H67ZM47 83H50V82H47ZM62 83H63V82H62ZM65 83H66V82H65ZM74 83H75V82H74ZM82 83H83V82H82ZM88 83H90V82H88ZM96 83H97V82H96ZM96 83H94V85H95ZM30 84H31V83H30ZM36 84H38V83H36ZM50 84H51V83H50ZM54 84L56 85V84H58V83H55V82L53 83V82H52V85H50V86L53 87ZM66 84H67V83H66ZM77 84H79V83H77ZM28 85H29V84H28ZM34 85H35V84H34ZM42 85H44V84H42ZM61 85H62V84H61ZM64 85H65V84H63V86H64ZM67 85H68V87H67L68 89H66V87L64 86V89H66V90L62 89L61 92H60L62 96L58 93V96H60L59 98H56V97H55V98H52V99H51V100L53 101L52 104H53L54 106H56L57 109H58V108L60 109V107H61L60 104L64 103V101H63L61 98H63V99L65 98V99H67V103H66L67 106H66V107L69 106V105H68V102L73 98V96H71L72 98H71V97L68 98V96L72 95V90H75L76 85H73L74 87H73V86H72V87H69V84H67ZM71 85H72V82H71ZM31 86H32V85H31ZM35 86H36V85H35ZM44 86H45V85H44ZM44 86H43V87H44ZM50 86L48 85V86H47L48 88H46V89H47L46 94L49 93V94L47 95L48 97L45 96V98H46V99H44L45 101L42 100V102L44 101V103H46V105H47V106L45 105V106H46V107H45L46 109L44 108V109H45V110H44V109L41 107V109L44 110V111H41V112H40L39 109H38V111H39V113H42V112H43L44 114H48V119H49V117L51 116L52 118L50 117V119H51L52 121H49V122L53 123V125H52L51 123H49L48 121H47L48 123H47L46 121H44V120H46V119H44L46 116H45V117L43 116V117H44L43 119H41V118H37L39 121L36 120V122L42 123V125H40V126H42L43 129H44V127H46L48 130H50V131H46L47 129H46V130L44 129V130H45L44 132L47 133V134L45 133L47 136H48L49 134H51V133H53L52 135H61L62 133H63V134H67V133H65V130H66V129H67V130H71L73 126H75V128H76V127H80V126H79V125H80V124H79V121L83 122V119L79 116V114L77 113V111L71 112L72 115H74L73 113L76 112L78 115H77L76 113H75V114L81 118V120H80V118H78V119L76 118L77 120L75 119L76 121H78V124H79V125L77 126V123H76L75 120H73V121H75V122H71V119H72L71 117H73V116L70 115V113H69L70 110L67 109V110H68V111H67V110L65 109V107H64V108L61 107V108H62L61 110H64V109H65V110L67 111L68 115H69V117H68V115H66V116H64V117L61 116V117H62V119H61L62 122H60L61 126H63V124H64V126H66V125H70V124L72 123V127H70V126H66L64 132H63L64 126H63V128H62L60 125L55 124V126H57V127H55V126H54V123H55L56 120H54V119L57 118V117L54 118V116H52V115H54L53 112H55V111H57V110H56V108H55V111H53L52 113H51V111H50L52 108L49 107V103L51 104V100L49 101V99H50V96H49V95H50V94H53V93H51L52 89H50ZM58 86H60V85H58ZM78 86H79V85H78ZM78 86H77V87H78ZM36 87H37V86H36ZM43 87L41 88V87L39 86V88H41V89H43ZM55 87H56V86H55ZM97 87H98V86H97ZM32 88L34 89V87H32ZM44 88H45V87H44ZM53 88H54V87H53ZM56 88H57V87H56ZM56 88H54V89L57 90ZM60 88H61V87H60ZM72 88H73V89H72ZM91 88H92V87H91ZM35 89H37V88H35ZM35 89H34V90H35ZM48 89H49V90H48ZM70 89H71V91H69ZM79 89H80V88H79ZM89 89H90V88H89ZM93 89H94V87H93ZM93 89H92V90H93ZM95 89H96L97 91H98V89L100 90L99 87H98V89H97V88H95ZM95 89H94V90H95ZM38 90H39V89L36 90L37 92L33 91V93H31V94L33 95L34 93H38V95H39L40 92H38ZM44 90H45V89H44ZM50 90H51V91H50ZM59 90H60V89H59ZM94 90H93V91H94ZM96 90H95V91H96ZM101 90H102V89H101ZM101 90H100V91H101ZM204 90H205V89H204ZM39 91H40V90H39ZM65 91H67V92H65ZM75 91H76V90H75ZM78 91H79V90H78ZM86 91H87V90H86ZM95 91H94V92H95ZM100 91H99L98 93H100ZM201 91H202V90H201ZM201 91H200V92H201ZM41 92H43V90H42ZM53 92H54V91H53ZM63 92H65V94H66V93L68 94V92H69L70 95L67 96V94H66V96H65V94H64ZM43 93H44V92H43ZM43 93H41L40 95H42ZM54 93H55V92H54ZM73 93H74V92H73ZM75 93H76V92H75ZM92 93H93V92H92ZM95 93H96V92H95ZM167 93L171 94L170 92H166L165 94H167ZM31 94L29 93V96H30ZM83 94H84V95H85V94H89V92H88V93H83ZM83 94H82V96H83ZM90 94H91V93H90ZM90 94H89V95H90ZM96 94H97V93H96ZM101 94H102V92H101ZM165 94H163V96H167V95H165ZM32 95H31L30 97H31V98L33 97V98H34L36 94H35L34 96H32ZM44 95H45V93H44ZM73 95H74V94H73ZM76 95H77V94H76ZM76 95H74V96H76ZM92 95L94 96V94H92ZM92 95H91V96H92ZM27 96H28V94H27ZM27 96H26V98H27ZM53 96H56V94L53 95ZM77 96H81V95H77ZM87 96H88V95H87ZM99 96H100V94H99ZM119 96H120V94L117 95L116 98H119ZM153 96H154V95H153ZM153 96H151V97H153ZM159 96H160V95H159ZM168 96H170V95H168ZM168 96H167V97H168ZM42 97H43V96H42ZM51 97H52V96H51ZM85 97H86V95H85ZM85 97H83V98H85ZM95 97H98V96L96 95ZM95 97H94L92 100H90V99H88V97H86L85 100L88 99V101H89V100H90V101H89V102H86V101H85V103H84V101H83L84 104L82 105V107H83V106H84V107L89 106V107H86V109H89V108L91 109L93 105H96V104L93 102V100L96 99ZM156 97H158V96H154V98H156ZM170 97H172V95H171ZM28 98H29V97H28ZM28 98H27V99H28ZM31 98H30V99H31ZM33 98H32V99H33ZM36 98H37V96H36ZM36 98H34V99L36 100ZM89 98H90V96H89ZM91 98H92V97H91ZM120 98H121V96H120ZM154 98H152L153 101L151 100V98H149V101L151 100L152 102H154ZM34 99H33V101L35 102ZM38 99L40 100V99H41V96H40ZM38 99H37V100H38ZM42 99H43V98H42ZM68 99H70V100H68ZM76 99H77V98H76ZM81 99H82V98H81ZM37 100H36V101H37ZM72 100H73V103H74V100H75V99H72ZM72 100H71V101H72ZM82 100H83V99H82ZM25 101L28 102V100H26V99H25ZM31 101H32V100H30L29 102H31ZM62 101H63V102H62ZM75 101H76V100H75ZM80 101H81V100H80ZM94 101H95V100H94ZM147 101H148V100H147ZM149 101H148V102H149ZM169 101H170V100H169ZM29 102H28V103H29ZM40 102H41V101H40ZM78 102H79V100H78ZM91 102H92V103H91ZM97 102H98V101H97ZM148 102H147V104H149ZM170 102H173V100H171ZM170 102L167 101V103H169L168 106L175 104V103L171 104ZM44 103H43V104H44ZM69 103H70V102H69ZM80 103H81V102H80ZM88 103H89V104H88ZM150 103H151V102H150ZM167 103H166V104H167ZM30 104H31V103H30ZM35 104H36V103H35ZM43 104H42V106H44ZM52 104H51V106H52ZM70 104H71V103H70ZM76 104H77V103H76ZM147 104H146V105H147ZM2 105L4 106L5 104H2ZM2 105H1V106H2ZM27 105H28V104L26 103V106H27ZM32 105H34V104H32ZM36 105H37V104H36ZM58 105H59L60 107H58ZM72 105H75V103L72 104ZM72 105H70V106H72ZM153 105H154V104H153ZM1 106H0V107H1ZM3 106H2V107H3ZM28 106H29V105H28ZM40 106H41V103L39 104V106L37 105V107H39V108H40ZM63 106H64V105H63ZM76 106L79 107V106H81V104H80V105L77 104ZM164 106H165V105H164ZM166 106H167V105H166ZM6 107H7V106H6ZM29 107H31V106H29ZM34 107H35V106H34ZM52 107H53V106H52ZM82 107H80V108H82ZM3 108H5V106H4ZM31 108L33 109V106H32ZM53 108H54V107H53ZM74 108H75V106H73V109H74ZM80 108H77L76 110H78V109L80 110ZM27 109H28V108H27ZM71 109H72V108H71ZM73 109H72V110H73ZM90 109H89V110H90ZM92 109H94V108H92ZM92 109H91V110H92ZM28 110H29V109H28ZM28 110H26V111H28ZM38 111H37V114H38ZM78 112H81V111H78ZM82 112H84V111H82ZM82 112H81V114H80L81 116H82ZM85 112H86V110H85ZM85 112H84V113H85ZM138 112H139L138 110H136V111L134 110L133 113L129 115V117H130V118H131V117L133 118V116H134V118H135V116L138 114ZM64 113H65V112H64ZM67 113H66V114H67ZM38 115H40V114H38ZM38 115H37V117H39ZM42 115H43V114H42ZM105 115H106V113L104 114V117H105L104 119H107ZM138 115H139V114H138ZM138 115H137V116H138ZM137 116H136V117H137ZM67 117H68V118H67ZM74 117H75V115H74ZM74 117H73V118H74ZM83 117H84V114H83ZM59 118H60V117H59ZM63 118H64V119L67 118V120H66V121H65V120L63 121ZM84 118H85V117H84ZM50 119H49V120H50ZM102 119H103V118L101 117V120H102ZM104 119H103V121H105ZM122 119H123V118H122ZM127 119H128V118H127ZM41 120L44 121L45 126H43V122H41ZM57 120H59V119L57 118ZM33 121H34V120H33ZM59 121H60V120H59ZM68 121H70V122H68ZM150 121H152V120H150ZM85 122H87V121H85ZM85 122H84V123H85ZM144 122H145V121H144ZM148 122H149V121H148ZM57 123H59V122H57ZM67 123H69V124H67ZM73 123H76V125H73ZM84 123H82V124H83L82 126H84ZM145 123H146V122H145ZM145 123H144V124H145ZM152 123H153V122H152ZM32 124H33V122H32ZM36 124H37V123H35V126H37ZM144 124H143V125H144ZM146 124H147V123H146ZM0 125H2V124H0ZM49 125H50V126H49ZM51 125H52V126H51ZM85 125H86V123H85ZM150 125H151V122H150ZM150 125L148 124V126H147V127H144V128H147L148 130L152 131V130L154 129V126L151 127ZM152 125H154V124H152ZM59 126L62 128L60 134H59V132H58V131H60V129H61V128L59 129ZM144 126H145V125H144ZM26 127H27V126H26ZM54 127H55V128H54ZM69 127H70L71 129H70ZM85 127L87 128V126H85ZM85 127H84V128H85ZM104 127H106V126H104ZM107 127H108V126H107ZM0 128H1V127H0ZM30 128H31V127H30ZM37 128H38V127H37ZM39 128H40V127H39ZM39 128H38V129H39ZM51 128H52V129H51ZM53 128L55 129V132L58 133V134L54 133V129H53ZM57 128H58V131L56 130ZM80 128H81V127H80ZM80 128H78V129H80ZM82 128H83V127H82ZM113 128H114V127H113ZM27 129H29V128L27 127ZM31 129H32V128H31ZM40 129H41V128H40ZM43 129H42V130H43ZM89 129H90V127H89ZM89 129H88V130H89ZM106 129H107V128H106ZM106 129H103V131L106 130ZM111 129H112V128H109V130L107 129V131H106V133H105V135H104L105 137H103V136H102V137L108 140L109 137H110L111 135L109 136V135H107V134H111V133H109V132H111V131L113 130V129H112V130H111ZM116 129H117V128H116ZM116 129L114 128L115 131H117ZM147 129H146V132H147ZM29 130H30V129H29ZM29 130H27V131L29 132ZM42 130H40V131L42 132ZM52 130H53V131H52ZM83 130H84V129H83ZM86 130H87V129H85V131H86ZM110 130H111V131H110ZM143 130H145V129H143ZM35 131H37V130H36V127H35ZM25 132H26V131H25ZM31 132L34 133V130H32ZM48 132H49V133H48ZM66 132H68V131H66ZM71 132H72V130H71ZM148 132H149V131H148ZM36 133H37V132H35V135H34V134L32 135L31 133H29V135H32V137H31L32 139H31V140H34L33 138H35V136L37 135ZM113 133H114V132H113ZM115 133H116V132H115ZM115 133H114V134H115ZM27 134H28V133H27ZM39 134H40V132H39ZM39 134H38L37 136H40ZM41 134L44 135V133H41ZM24 135H26V134H24ZM68 135H69V133H68ZM102 135H103V134H102ZM10 136H11V135H10ZM13 136H14V135L11 136L12 139H13ZM15 136H16V135H15ZM37 136H36V139H37ZM44 136H45V135H44ZM49 136H51V135H49ZM62 136H63V135H62ZM107 136H108V138H107ZM26 137H27V138H26ZM26 137H25L26 140L30 141V140H29L30 138H29L28 136H26ZM111 137H113V135H112ZM111 137H110V138H111ZM8 138H10V137H8ZM8 138H7V139H8ZM12 139L10 138V139H8L7 141H8V142H9L10 140L12 141ZM36 139H35V140H36ZM14 140H16V138L13 139V141H14ZM46 164H50V163H46ZM57 164H59V163H57ZM70 164H71V163H64L63 166H68V165H70ZM124 164H125V163H106L105 166L103 167V168H104L103 170L105 171V169H106V170L108 169L107 172H110V171H113V170H116V169H121V168H123V165H124ZM60 165H61V164H59L58 166H60ZM47 166H48V165H47ZM82 171H83V170H82ZM154 172H155V171H154ZM36 181H37V180H34L33 182H36ZM33 184H34V183H33ZM40 184H42V183H39V182L37 181V182L34 184V187H36V186L40 187V186H39ZM42 185H43V184H42ZM90 186H91V185H90ZM94 186H95V185H94ZM94 186L92 185V187H90V190H93ZM38 187H36V189L39 190ZM31 190H32V191L35 190V189L33 188V185H32V189H31ZM38 190H37V191H38ZM40 190H41V189H40ZM35 191H36V190H35ZM35 191H33V193H34ZM112 191H113V190L110 189V190H106L104 193H109V192H112ZM31 193H32V192H31ZM33 193H32V194H33ZM43 193H44V194H43ZM43 193H42V191H41V192H38L37 194L35 193L36 195H35V194H33V195L31 194V196L34 198V195H35V198H38L37 200H39V199L42 198V200H39L40 202H41V201L43 202V200L46 199V201L43 202L44 205H46V204H47V205L50 204V201H49L48 197H45V196H44V195H45V191H43ZM17 194H19L18 196L16 195V196L18 197V199H19V198L21 197V195H20L21 193H17ZM42 194H43V195H42ZM141 194L143 195V193H141ZM97 195H98V194H97ZM97 195H96V196H97ZM14 196H15V194H14ZM19 196H20V197H19ZM96 196H95V195H94V197L92 196L91 201H93V202L96 203V202L98 201V200L95 198ZM97 197H98V196H97ZM35 198H34V199H35ZM78 198H79V197H78ZM82 198H83V197H82ZM85 198H86V197H85ZM93 198H94V199H93ZM262 198H263V197H262ZM14 199H16V198H14ZM18 199H17V200H18ZM75 199H76V198H75ZM80 199H81V198H80ZM80 199H79V201H77V202H80V201H81ZM87 199H90V198L87 197ZM98 199H99V198H98ZM77 200H78V199H77ZM263 200H264V199H263ZM263 200H262V201H263ZM47 201H48V203H47ZM82 201H84V198L82 199ZM82 201H81V202H82ZM85 201H86V200H85ZM91 201H86V203H87V202L89 203V202H91ZM168 201H169V200H168ZM42 202H41V203H42ZM93 202H91V203H93ZM164 202H165V201H164ZM164 202H163V203H164ZM169 202H172V204H174V205H175V203H177L176 201L174 202V201H172V200L169 201ZM169 202L167 203L168 205L170 204ZM173 202H174V203H173ZM88 203H87V204H88ZM82 204H85V203H82ZM165 204H166V203H165ZM165 204H163V207H164ZM167 204H166V206H167ZM172 204H170V206L164 207V208H165V209H164V214L166 215V214H169V212H170L169 217H172L173 215H175V214L172 215V212H173V211L175 212V210H176V211L178 212V210H179V208L176 209L175 207H173L174 205H172ZM88 205H89V204H88ZM159 205H160V204H159ZM171 205H172V207H171ZM176 205H177V204H176ZM96 206H97V209H98V208H103V204H102V203L99 205V207H98V205H95V207H96ZM177 206H178V205H177ZM183 206H184V205H183ZM161 207H162V206H161ZM163 207H162V209H163ZM178 207H179V206H178ZM159 208H160V207H159ZM173 208H174L175 210H174ZM9 210H10V211H9ZM9 210H8V211H9L8 213L11 212V208H10ZM156 210H157V212L159 211L158 208H157ZM156 210H155V211H156ZM162 211H163V210H162ZM97 214H98V213H97ZM100 214H102V213H99L98 217L101 216ZM162 214H163V213H161V215H162ZM214 214H215V215H214ZM214 214H213V216L210 215L211 218L208 219L209 221H206V223L209 222V223H208V226H210L211 224H214V226H216L217 224L215 225V222H216L217 220H220V218H219V219L217 218V215H218V214H216V213H214ZM145 215H146V214H145ZM161 215H159L160 218H163V217L165 216V215H164V216H163V215L161 216ZM141 216H143V215H141ZM141 216H139L140 219L142 218ZM149 216L152 217L153 215H152V216L149 215ZM157 216H158V214H157ZM157 216H156V217H157ZM82 217H83V216H82ZM145 217L147 218V216H144V218H145ZM80 218H81V216H80V217H79V216H78V217H75V215H74V216L72 217L71 220H72V221H73V220H74V221H76V220H77V221H80ZM139 218H137V219H139ZM144 218H142V219H144ZM146 218H145V219H146ZM160 218H159V219H160ZM164 218H166V220L169 219V220H168L169 223H164V224H166V225L169 224L170 227L167 228L168 225H167V226L165 225V227H163V225H162L163 223H161V225H160V228H161V229H160V228L155 229V230H159V231H158V233H155V236H154V235L152 236L153 238L151 237V235H148V234H147V237H146V236H143V237H145L146 239H145V238H144V239H143V238L134 239V240H132L130 243L122 244V243L116 241V240L113 239V238H109V242H111V244H112L113 246H115V245H119L120 247H123V249H125V250H124L125 252L128 250V248H130L131 251L128 250L127 252H131V255H132V254L134 253V251L136 250V254H137V255L134 253V254L136 255V257H135V255L133 256V257H135V260H134L133 257H131V258L135 261V262L133 261L135 264H136L138 261L141 262V261H142V258H143V261H148V262L151 263V264H154V263H156V264H164V263H165V264H172V263L175 262V261H176V263L178 264L177 261H182V260H184L185 257H186V253H185L184 249H185V245H186L188 239H190V237H192V236H194V235H199V234L202 233V232L199 231L196 227H193V226H195L194 224H192V227H190V226H191L190 224H189L190 226L188 225V227H187V225H186L187 223L184 224V221H183V222L181 221V223L179 222V223H180V225H179V224H177V222H174V223H173V221H171L170 218H168V215H167V217H164ZM164 218H163V219H164ZM167 218H168V219H167ZM21 219H24V220H25V218H21ZM21 219H20V220H21ZM98 219H100V218H98ZM98 219H97V220H98ZM154 219H155V218H154ZM163 219H160V220H163ZM20 220L18 221V224H20V223H22V222H23V224H24L25 221L22 220V221L20 222ZM81 220H83V219L81 218ZM151 220H152V218H151ZM206 220H207V219H206ZM213 220H214V221H213ZM136 221H137V220H136ZM138 221H139V220H138ZM138 221H137V222H138ZM141 221H142V220H141ZM147 221H148V220H146V223H149V222H150V221H148V222H147ZM163 221H164V220H163ZM163 221H162V222H163ZM168 221H167V222H168ZM210 221H211V222H210ZM171 222H172V223H171ZM97 223H98V222H97ZM143 223H145V222H143ZM159 223H160V222H159ZM217 223H218V221H217ZM25 224H26V223H25ZM98 224H101V226H102V223H101L100 221H99ZM98 224H97V225H98ZM175 224H177V225H175ZM232 224H233V223H232ZM232 224H231V225L228 224L227 227H225V228H226L225 230H222V231H220V232H216V233H214L212 236H210V238H209L208 241L211 240L210 242H211L212 244L216 243L217 245H218V244H221V245H222V244H226L227 246H225V248H227V249H232V248H236L237 246L239 247V246L244 245V244H245L244 242H246V243L249 242V240L244 241L245 239H255L254 235H258V234H260V233H264V229L261 228L260 226H258V227H257V226L241 227L240 225H237V224L232 225ZM171 225H172V227H171ZM185 225H186V227H185ZM229 225H230V226H229ZM21 226H25V225H22V224H21ZM101 226H100V228H101ZM158 226H159V225H158ZM173 226H174V227L176 226V228H174ZM178 226H179V227H178ZM180 226H181V227H180ZM182 226H183V227H182ZM214 226H211V227H214ZM228 226H229V227H228ZM206 227H207V226H206ZM152 228H153V227H152ZM156 228H157V227H156ZM59 230H60V229H59ZM59 230H56L54 233L57 234V235H59V234L61 233V237L65 236L64 233H62L63 230H62V231H59ZM120 230H122V229H120ZM120 230H118V231H120ZM108 232H110V231H108ZM103 233L105 234V232H103ZM119 233H120V232H114V233L112 234V236H110V237H115V236L118 235ZM131 235H133V234H131ZM163 235H165V237L167 238V241H166V242H165V240H166L165 237L163 238V239H165V240H161V238H162L161 236H163ZM191 235H192V236H191ZM67 238H68V237H66V239H67ZM75 238H76V237H74V240H75ZM77 238H79V237L77 236ZM77 238H76L75 241H77ZM78 240H79V239H78ZM168 240H169L170 242H169ZM162 241H163V242H162ZM72 242H73V241H71V243H72ZM96 242H97V241H96ZM106 242H107V241H105V240H103V241H100V240H99L98 243H95V245H93V246H94V247L97 246L99 250H100V247H101V250H100V256L105 257V258H103V261H101L103 264H104V261L106 262V264H107V263L109 264L110 262H112V263H110V264H113V261H112V260L115 259V258L113 257V255L110 256V255L112 254V249H111L109 246H108V247H107L106 245L104 246V244H106ZM164 242H165L166 244L168 243V246H170V247L172 246V247H171L170 249H169V247L166 248L167 245H166V244L163 245ZM102 243H103V245H101ZM170 243H171V244H170ZM227 243L230 244V245L233 244L234 247L232 246V248H229V247H231V246H228ZM243 243H244V244H243ZM69 244H70V243H69ZM96 244H97V245H96ZM204 244H206V245H202L201 247L204 248L205 251H203V249H202L201 247L198 248L199 255L197 254L198 252H197V250H196V251H195V252H196L195 254H197L198 256L195 255V257H197V259L195 258V260H194L195 262H192V263H196V260H197V261H203L204 259H205L206 261H205V263H202V264H206V263H207V264H208V263H209V264H215V263H216V264H217V263H218V264H221V262H220L219 259H222V261L224 260L226 264L228 263V262H226L225 258H223V255H222L223 253L220 254V255L218 254V260H217V261H219V262H214L215 260H212V259H210L211 261L207 260V255H208L210 252H209L208 250L206 251V249H208V247H207V242H205ZM158 245H160L161 247H160V248H157ZM72 246H74V247H72V249L75 250V248H76V250H75V254H78V252L80 253V252L82 251V250L77 251V248H78V247H76V246H77L76 242H75V243H72ZM125 246H127L128 248H126ZM151 246H152V248H151ZM156 246H157V247H156ZM203 246H205V247H207V248L205 249V247H203ZM223 246H224V245H223ZM124 247H125V248H124ZM218 247H219L220 250L218 249L216 253H221V252H224V251H225V248H224V249H221V248H223V247H221V246H218ZM150 248H151V249H150ZM161 248H162L163 250H164V249H165V250L167 249L168 251H165V250H164L165 252H162V251H161V250H162ZM80 249H82V248H80ZM83 249H85V248H83ZM90 249H91V248H90ZM126 249H127V250H126ZM149 249H150V250H149ZM200 249H201L202 252L200 251ZM61 250H62V249H60L59 251L62 252ZM63 250H64V249H63ZM70 250H71V248H70ZM78 250H79V248H78ZM88 250H89V248H88ZM91 250H92V249H91ZM93 250H94V248H93ZM93 250H92L91 252H93ZM99 250H97L98 254H99ZM132 250H133V251H132ZM159 250H160L161 252H160ZM169 250H171V251H169ZM83 251H84V250H83ZM83 251H82V252H83ZM149 251H150V252H149ZM219 251H220V252H219ZM82 252H81V253H82ZM87 252H88V251L86 250L85 253H87ZM91 252H88V253H90L89 255H92ZM132 252H133V253H132ZM138 252H139V253H138ZM63 253H64V252H63ZM205 253H206V254H205ZM257 253H258V252H257ZM123 254H124V253H123ZM127 254H128V253H127ZM127 254L125 253L124 255L126 256ZM200 254H201V255H200ZM259 254H260V253H259ZM259 254H257V256H258ZM73 255H74V251H72L71 254L69 255L70 260H71V258H72V260H74L75 257H74ZM84 255H85V254H84ZM89 255H88V254L85 255V257H89ZM124 255H123V256H124ZM202 255H203L204 257H203ZM72 256H73L74 258H73ZM106 256H107V257H106ZM120 256H121L122 258H121V260L119 259L120 262L118 261V264H120V263H121V264H123V263H124V264H129V263H131L132 259H130V255H129V254H128V256H126V257H129V258H125V259H127L126 261H125V259L123 260V258H124L125 256L123 257L122 254H120L118 257H120ZM150 256H151V257H150ZM158 256H160L161 258H159ZM199 256H200L201 258H200ZM76 257H77V258H76V261H77V262L74 263V264H79V260H80V261L83 260L81 257L84 258V256H80V255H79V256L76 255ZM147 257H148V258H147ZM149 257H150V258H149ZM152 257H153V259H151ZM155 257L158 258L159 260H161V263H160L159 261L156 262L155 260H158V259H156ZM198 257H199V258H198ZM202 257H203V258H202ZM210 257H211V256H210ZM224 257H225V256H224ZM67 258H68V257H67ZM69 258H68V261H69ZM154 258H155V260H154ZM208 258H209V257H208ZM211 258H213V257H211ZM34 259H35V260H38V257H34ZM84 259H85V258H84ZM105 259H106V260H105ZM129 259H130V260H129ZM136 259L138 260L137 262H136ZM140 259H141V261H140ZM146 259H149V260H146ZM150 259H151L152 261H151ZM198 259H200V260H198ZM213 259H214V258H213ZM215 259H216V258H215ZM65 260H66V259H64V261H65ZM72 260L70 261L71 263L75 262V261L72 262ZM86 260H87V259H85V261H82L83 264H84V262H85V264H89V262L87 263ZM89 260H90V259H89ZM89 260H88V261H89ZM115 260H116V259H115ZM64 261H63V264H64L65 262L68 263L67 260H66L65 262H64ZM91 261L93 262V260H91ZM107 261H109V262H107ZM207 261H209V262H207ZM212 261H213V262H212ZM224 261H223V262H224ZM70 262H69L68 264H71ZM92 262H90V264H91ZM126 262H127V263H126ZM158 262H159V263H158ZM223 262H222V263H223ZM61 263H62V262H61ZM93 263H94V262H93ZM93 263H92V264H93ZM102 263H100V264H102ZM225 263H224V264H225ZM65 264H66V263H65ZM137 264H139V263H137ZM140 264H141V263H140ZM228 264H229V263H228Z\"/></svg>", "mask_w": 264, "mask_h": 264}]
</instances>
